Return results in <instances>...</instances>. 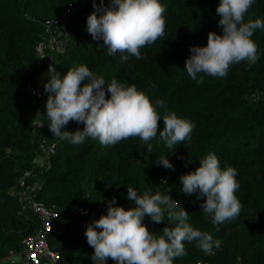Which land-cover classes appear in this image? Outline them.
Here are the masks:
<instances>
[{
  "label": "trees",
  "instance_id": "obj_1",
  "mask_svg": "<svg viewBox=\"0 0 264 264\" xmlns=\"http://www.w3.org/2000/svg\"><path fill=\"white\" fill-rule=\"evenodd\" d=\"M159 2L166 9L164 35L140 50L144 59L129 56L122 63L120 53L109 56L103 40H93L87 32L92 0H0V264H8L12 253L22 252L23 241L39 228L34 214H21L17 196L19 180L28 171L41 173L43 189L37 200L59 213L49 236L52 250L61 255L58 264H93L87 226L106 215L113 197L114 206L133 207L127 187L141 196L169 194L188 213L187 223L219 241L210 253L203 252L196 241H185L187 255L173 264H264V30H256L252 37L259 57L255 64H232L226 77L197 74V79L203 76L197 83L184 70L185 62L192 47L207 45L209 32L222 34L216 13L220 0ZM70 3L82 6V13L68 27L66 52L53 59L61 78L83 65L105 84L115 79L125 87L135 86L153 105L158 99L164 101L163 107H156L161 118L175 113L191 122L190 139L171 151L159 132L147 143L137 137L110 146L91 138L74 145L53 136L47 118L38 114H46L48 94L44 92L42 102L30 88L44 91L50 75V61L37 52L44 24L62 17ZM104 3L108 6L109 0ZM255 19L264 20V0H254L245 15V22ZM36 121L44 123L42 129H35ZM83 127L72 121L62 130L75 132ZM159 130H163L162 119ZM42 137L48 145H58L48 163L37 167L34 160L42 153ZM209 153L217 156L222 170H237L240 185L235 193L241 203L239 216L219 225L202 212L206 197L198 199L199 193L181 191L180 177L194 172ZM161 156H166L174 171L158 164ZM161 207L164 222L153 223L147 216L143 220L156 235L177 223L169 221L166 206ZM79 208L88 213H78ZM106 264L116 262L109 259Z\"/></svg>",
  "mask_w": 264,
  "mask_h": 264
},
{
  "label": "clouds",
  "instance_id": "obj_2",
  "mask_svg": "<svg viewBox=\"0 0 264 264\" xmlns=\"http://www.w3.org/2000/svg\"><path fill=\"white\" fill-rule=\"evenodd\" d=\"M92 3L94 11L87 17V32L93 40H103L109 56L120 53L122 63L129 56L144 59L140 50L164 35L166 9L159 0H109L108 6L104 0H99V4L92 0ZM253 3L254 0H220L216 13L221 17L218 27L222 34L209 32L206 46L190 49L191 56L184 70L192 80L201 83L203 76L197 79V74L201 73L226 77L232 64L248 61L251 66L256 63L259 57L252 37L256 30H264V20L245 22V15ZM48 72V82L43 85L48 94L46 114H38L47 118L50 132L61 140L78 145L91 138L102 146H110L138 137L147 143L159 132V139L172 151L174 146L191 137L194 128L191 122L175 113L161 118L156 107H163L164 101L158 99L153 105L135 86L125 87L115 79L105 84L102 77H96L83 65L68 70L63 78L54 65L49 66ZM84 81L87 83L82 86ZM106 94H110L109 98ZM161 119L162 131L159 130ZM72 121L82 123L83 130L63 131ZM35 123L39 128L44 126L40 121ZM148 151H152L151 144H148ZM158 164L175 170L166 156H161ZM200 164L194 172L180 177L181 191L185 195L199 193L198 199L206 197L201 209L213 225L236 219L241 209L235 195L240 187L236 180L237 170L233 167L222 170L217 156L211 153L200 160ZM127 199L134 201L133 207L125 210L114 206L116 198L113 197L108 202L106 215L87 226L85 236L94 249L93 264H106L109 259L116 264H173L176 258L187 255L185 241L198 242L197 246L205 253H210L214 246L219 247V241L213 240L212 235L187 223L188 213L169 194L150 196L145 193L141 196L127 187ZM162 205L167 208V219L177 223L175 227H164L162 234L156 235L143 220L147 216L153 223L164 222Z\"/></svg>",
  "mask_w": 264,
  "mask_h": 264
},
{
  "label": "built area",
  "instance_id": "obj_3",
  "mask_svg": "<svg viewBox=\"0 0 264 264\" xmlns=\"http://www.w3.org/2000/svg\"><path fill=\"white\" fill-rule=\"evenodd\" d=\"M82 13V6L70 3L59 19L49 20L44 24V35L42 41L37 46V52L43 59L53 64V59L57 55L66 52L69 42L68 27L73 20ZM31 93L40 101L44 100L42 89L30 88ZM43 127H35L39 130ZM58 144L48 145L42 137L40 142L41 154L34 160L37 167H42L48 163L50 157L55 154ZM32 178L36 180L31 181ZM18 200L21 205V214L26 216L28 213L34 214L38 219V230L23 241V250L19 254L12 253L7 258L8 264H58L61 255L52 250L49 236L53 232L55 222L59 213L54 209H49L46 205L37 200L38 193L43 189L41 173L28 171L20 178L18 183ZM78 213L87 214L82 208ZM27 217V216H26ZM19 256V262L14 258Z\"/></svg>",
  "mask_w": 264,
  "mask_h": 264
},
{
  "label": "rangeland",
  "instance_id": "obj_4",
  "mask_svg": "<svg viewBox=\"0 0 264 264\" xmlns=\"http://www.w3.org/2000/svg\"><path fill=\"white\" fill-rule=\"evenodd\" d=\"M14 260H15L16 262H19V256H16V257L14 258Z\"/></svg>",
  "mask_w": 264,
  "mask_h": 264
}]
</instances>
